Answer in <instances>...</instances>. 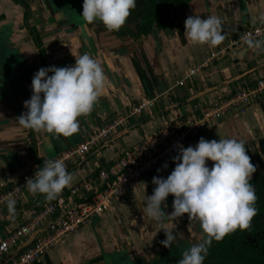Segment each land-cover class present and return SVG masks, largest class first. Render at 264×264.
I'll list each match as a JSON object with an SVG mask.
<instances>
[{"label": "crops", "instance_id": "0c3cea01", "mask_svg": "<svg viewBox=\"0 0 264 264\" xmlns=\"http://www.w3.org/2000/svg\"><path fill=\"white\" fill-rule=\"evenodd\" d=\"M82 4L83 0H20L19 3L0 0V34H7L24 56L27 77L32 79L42 67L74 66L76 58L85 53L100 61L106 76L103 95L89 114L78 118V131L68 137L37 132L19 124L18 117L27 112L24 101L32 95L31 84L12 101L8 100L14 97V91L0 95V194L23 172L37 171L44 161L75 148L93 128H99L105 120L127 115L131 106L142 99L158 98L152 111L129 118L113 135L118 134L114 140L105 139L76 163L65 165L73 180L62 192L93 171L105 168L122 151L156 130L162 114L181 115L252 87L256 80L264 78V47L253 49L245 44L220 53L243 30L264 25V0H188L166 21L161 17V24L153 22L148 33L138 31L137 36L132 34L137 24H132L130 29L122 26L118 31H108L98 20L87 24L80 16ZM137 15L132 12L131 19H137ZM192 15H200L201 19L218 17L225 39L215 47L192 44L184 27L186 18ZM31 30L36 33L39 46ZM210 53L219 54L200 70L194 81L187 80L184 86L175 87L176 81L184 78L191 68L201 66ZM28 137L34 140V147L27 144ZM201 137L207 141H242L251 163L257 166L253 177L263 171L264 94L244 115L233 114L208 124L187 147H195ZM206 163L211 169L214 162ZM167 165L166 169L161 166L159 172L144 177L135 189L114 198L108 211L61 239L32 264H115L122 260L145 264L151 253L165 249L160 243L166 238L161 222L145 217V196L153 194L154 176L166 179L176 166L173 159ZM13 199L14 214L8 212L6 204L0 207V240L53 201L46 200L43 194L33 195L28 189ZM173 199L170 194L161 205L166 215L173 211ZM163 223H169L167 218ZM174 223L173 243L188 244L196 231L202 230L187 214ZM26 239L22 238L19 244Z\"/></svg>", "mask_w": 264, "mask_h": 264}, {"label": "clouds", "instance_id": "9594fccd", "mask_svg": "<svg viewBox=\"0 0 264 264\" xmlns=\"http://www.w3.org/2000/svg\"><path fill=\"white\" fill-rule=\"evenodd\" d=\"M136 5L137 0H83L80 16L87 24L98 20L108 31H118ZM184 27L192 44L215 47L225 39L221 21L215 16L205 19L200 15L189 16ZM245 43L253 49L264 47V41L251 36L246 37ZM49 72L53 74L49 76ZM105 87L106 76L100 61L87 53L76 58L71 67H42L32 78V95L24 101L27 112L18 117V122L37 132L71 136L78 131V118L93 110ZM207 161L214 162L211 169ZM173 163L176 166L166 179L152 178L156 187L152 195L145 196V217L161 222L166 238L160 243L165 248H170L175 241L177 218L187 214L189 220L198 222L202 229L201 242L185 250L178 264H204L213 240L219 242L226 235L251 227L257 215V196L250 181L257 166L251 163L242 141H207L203 137L195 147L181 146ZM167 167V163L162 165L164 169ZM72 180L62 160H47L27 180L26 187L33 195L43 194L51 201ZM170 194L174 197L173 211L166 215L161 205ZM15 203L14 199L6 201L10 214L15 213ZM165 218L168 224L163 223Z\"/></svg>", "mask_w": 264, "mask_h": 264}, {"label": "built area", "instance_id": "2783aa9c", "mask_svg": "<svg viewBox=\"0 0 264 264\" xmlns=\"http://www.w3.org/2000/svg\"><path fill=\"white\" fill-rule=\"evenodd\" d=\"M248 36L255 40L263 39L264 25L243 30L240 36L220 53H224L229 48L245 45V39ZM218 54L210 53L201 66L191 68L184 78L176 81L175 87L184 86L187 80L194 81L200 70ZM263 94L264 78H260L252 87L237 90L211 103H204L181 115L162 114L160 126L156 130L145 135L139 143L122 151L105 168L93 171L87 178L81 179L66 192L59 194L56 199L29 216L22 225L0 240V263L22 238L31 235L57 212L67 209L58 222L51 224L48 231L7 264H32L40 260L61 239L75 233L92 218L108 211L114 198L135 189L144 177L153 174L163 164L177 156L180 147L186 148L208 124L229 115H244L247 108L256 103ZM157 99H142L131 106L127 115L105 120L99 128H93L83 142L75 148L60 153L53 160H62L65 165L76 163L78 159H82L93 148L99 146L102 141L115 135L129 118L152 111ZM26 142L29 146L35 145L32 138L28 137ZM35 173L34 170H27L12 182L11 187L0 194V207L6 204L7 199H13L27 189L26 182L34 177ZM76 200L77 203H75Z\"/></svg>", "mask_w": 264, "mask_h": 264}, {"label": "flooded vegetation", "instance_id": "af4514ba", "mask_svg": "<svg viewBox=\"0 0 264 264\" xmlns=\"http://www.w3.org/2000/svg\"><path fill=\"white\" fill-rule=\"evenodd\" d=\"M14 1L20 2V0ZM154 2V5L160 6V0H154ZM137 10H140L138 0L125 24H140L142 16L137 15V19H131L132 12L135 11L138 14ZM31 32L35 39L36 33L33 30ZM253 179L254 181L251 184L254 186L257 196L255 204L257 215L253 218L251 227L247 231L237 230L226 235L219 242L213 240L208 247L204 264H264V170L255 175ZM201 234L202 230L196 231L193 241L188 244L183 241L175 242L172 243L170 248H165L159 253H151V257L145 264H178L185 250L201 242ZM115 264L137 263L132 260H122L116 261Z\"/></svg>", "mask_w": 264, "mask_h": 264}, {"label": "water", "instance_id": "95a60500", "mask_svg": "<svg viewBox=\"0 0 264 264\" xmlns=\"http://www.w3.org/2000/svg\"><path fill=\"white\" fill-rule=\"evenodd\" d=\"M140 22L142 23L143 19L140 20ZM141 23L137 24L136 26H133L134 30L132 34L134 36L138 35V31L142 33H148V31L151 30L153 25ZM137 26H139V28ZM124 27L126 29H130L132 27V24H124ZM24 63V56H22L21 52L18 51L15 46H13V43H11L9 40V36L7 34H4V36L0 34V95L4 94L7 96L9 90L14 91V97H12L11 100L5 99L6 101H12L16 99L17 96L20 97L21 95H23L27 90L26 87L31 84L32 79L26 76L25 70L27 64ZM3 87L5 88L3 91L4 93L1 92V89ZM117 136L118 134L116 136H112L111 139L114 140V138ZM34 151L35 153H37L36 147L34 148ZM75 203H77V200L75 201ZM66 211L67 209H63L57 212L55 216L46 220L39 229L34 231L31 235L27 236V239L25 241L14 247L0 264H7L8 262L12 261L13 258L16 257L21 251L28 248L37 240L39 236L43 235L46 231H48L49 226L51 224L58 222L60 216L64 215Z\"/></svg>", "mask_w": 264, "mask_h": 264}, {"label": "trees", "instance_id": "16d2710c", "mask_svg": "<svg viewBox=\"0 0 264 264\" xmlns=\"http://www.w3.org/2000/svg\"><path fill=\"white\" fill-rule=\"evenodd\" d=\"M140 10L138 12V16H142L143 22L142 24H161V17L170 18L172 12L174 13L175 9L183 8L184 5L187 3L188 0H162L160 1V6L157 7L154 0H138ZM23 4V3H22ZM24 5V4H23ZM37 40L38 46L39 41ZM253 180L250 181L253 182Z\"/></svg>", "mask_w": 264, "mask_h": 264}, {"label": "rangeland", "instance_id": "374dc122", "mask_svg": "<svg viewBox=\"0 0 264 264\" xmlns=\"http://www.w3.org/2000/svg\"><path fill=\"white\" fill-rule=\"evenodd\" d=\"M239 36H240V35H239ZM164 87H166L165 84H164Z\"/></svg>", "mask_w": 264, "mask_h": 264}]
</instances>
